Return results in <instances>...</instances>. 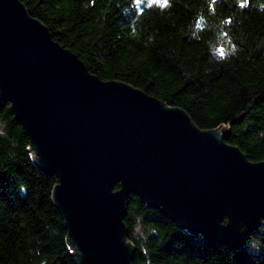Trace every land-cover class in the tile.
I'll return each mask as SVG.
<instances>
[{
    "label": "water",
    "instance_id": "obj_1",
    "mask_svg": "<svg viewBox=\"0 0 264 264\" xmlns=\"http://www.w3.org/2000/svg\"><path fill=\"white\" fill-rule=\"evenodd\" d=\"M0 98L36 166L57 177L52 199L77 264H132V194L232 249L264 222V161L228 144L224 128L201 130L184 110L91 73L20 0H0Z\"/></svg>",
    "mask_w": 264,
    "mask_h": 264
},
{
    "label": "trees",
    "instance_id": "obj_2",
    "mask_svg": "<svg viewBox=\"0 0 264 264\" xmlns=\"http://www.w3.org/2000/svg\"><path fill=\"white\" fill-rule=\"evenodd\" d=\"M91 73L187 112L201 130L264 161V0H20ZM0 98V264H77L58 180ZM119 186L117 187V189ZM132 264H264V222L232 249L179 228L132 194Z\"/></svg>",
    "mask_w": 264,
    "mask_h": 264
},
{
    "label": "snow or ice",
    "instance_id": "obj_3",
    "mask_svg": "<svg viewBox=\"0 0 264 264\" xmlns=\"http://www.w3.org/2000/svg\"><path fill=\"white\" fill-rule=\"evenodd\" d=\"M165 2H166V0H165Z\"/></svg>",
    "mask_w": 264,
    "mask_h": 264
}]
</instances>
